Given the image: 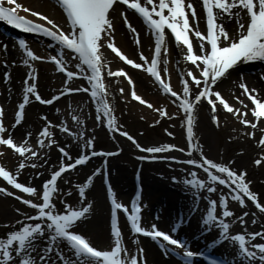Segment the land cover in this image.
<instances>
[{
	"label": "snow or ice",
	"instance_id": "snow-or-ice-1",
	"mask_svg": "<svg viewBox=\"0 0 264 264\" xmlns=\"http://www.w3.org/2000/svg\"><path fill=\"white\" fill-rule=\"evenodd\" d=\"M57 5L66 14L65 28L55 19L35 9L18 3L17 0H0V21L22 29L26 32L43 34L51 37L59 46L58 55L40 56L24 40L18 41L19 48L23 50L24 65H30L35 60H50L55 62L56 68L65 74L64 86L57 95L45 99L37 90V84L30 82L35 79L33 72H28L23 86L22 101L14 113V128L20 125L26 118V106L30 104V98L45 105H52L61 96L72 93H90V99L95 102L96 120H105L109 130L120 132L131 140L137 149L146 153H163L171 150L187 151L189 158L180 160L176 156H168L170 160L186 163L198 167L207 174L206 179L200 178L195 167L189 171L183 169L188 175L183 179L186 191L193 197V207L190 215L198 210L201 199L207 201L205 215L202 224L207 230L216 227L220 230L219 239L213 241L217 244L229 240L237 246V254L232 258L218 260L210 254V264H264V242H254L257 238L264 240V228L259 231L245 230L234 235H229L230 223L226 218L234 217L233 223L238 221L247 225L245 219L249 212L245 211L236 216L229 208V200L238 201L241 207H246V198L250 200L260 214H264V203H261L259 194L250 187L251 181L247 179V169L236 170L230 166L232 162H217L209 158L203 151V146L196 139L194 126L196 121L195 110L203 102H207L212 113L211 120L216 127H220L221 117L218 114V105L231 114L244 129L246 137H252L260 146L259 156L253 161L257 166H264V95L260 90L249 86L241 77L238 88L244 98L237 95L235 99L242 107H236L225 98L218 89L219 82L223 78L231 76V69L245 61H264V0H202L201 9L205 13L206 28L199 27V15L196 0H56ZM120 5L132 9L142 17L150 34L154 36V54L151 58L139 51L142 62L129 58L117 46L115 38L114 19L117 8ZM29 12L33 17H39V21L20 12ZM127 29L134 35L135 44L140 45V33L128 20L126 11H121ZM190 17L192 23L190 24ZM233 22V27L227 26ZM46 22V23H44ZM170 30V32H166ZM190 33L194 35L190 37ZM174 36L175 45L180 49L182 59L185 61L186 70H182L180 84L182 90L177 91L171 84L170 74L162 77L161 64L167 65L168 37ZM196 41L194 47L193 40ZM3 48L7 50L8 45ZM110 49L122 61L136 69H142L149 73L163 92L175 98L173 104H178L182 110V120L186 127L187 148L174 143H162L157 146L144 147L128 131H122L115 115V106L110 97L114 92L109 90L105 74L108 77H126L132 86L131 96L141 104L147 105L161 117L181 116V111L169 114L167 107H155L149 101L143 99L135 90V83L129 73L123 67L112 70L111 63L102 49ZM162 52L164 55L162 56ZM68 57H72L69 59ZM74 67L76 70H71ZM78 70V71H77ZM168 73V68H163ZM77 77L86 79L90 87L70 86L71 81ZM8 78V74H6ZM121 95L125 89H119ZM248 101L246 103L245 101ZM87 102L85 101V104ZM71 108V104H69ZM82 111V107L78 105ZM78 108L71 109V121L76 130L69 126L67 120L53 124L47 115H43L45 121L37 133L35 144L30 143L33 132L26 133L24 139L17 142L5 125V109L0 105V157L8 150L16 154L19 162L14 170H10L5 164L0 163V177L12 188L21 193L29 194L30 198L17 195L8 187H0V192L7 196H15L23 205L33 210V214L21 208L15 211L23 218L17 221L19 227H13L4 237H0V264H147V253L140 245L137 236L133 243L137 245L135 254L126 246L118 223V210H123L130 222L131 231L135 234H143L154 241H159V247L165 256L171 254L181 257L183 264H194L193 258L205 256V252L192 251L186 241H183L168 231L161 230L155 223L149 227L141 224V205L138 201L128 206L118 202L111 184L107 186V192L111 198V242L109 246L101 248L95 246L91 239L79 231V225L88 218L93 210V203L87 199L86 190L92 185L96 175L102 169L87 176L86 182L75 184L78 190V203L69 202L66 198L73 194V182L71 178H64L65 174L75 171L77 166L87 164L93 156L110 157L116 153L112 151L95 149V138L87 137L86 123L82 115H78ZM59 113L61 109L57 108ZM249 114L253 119L249 118ZM159 123V121H154ZM260 135L257 137V129ZM58 128L62 133L68 134L77 143L78 155L72 154L68 144H60L56 139V133L52 130ZM165 131L168 135L172 132ZM234 132L237 129H233ZM87 137V138H85ZM232 139L231 136L228 137ZM55 145L61 154L58 168L50 173V178L44 180L38 188L30 184L20 182L18 177L27 167L34 169L43 167L39 159L47 156L45 148ZM243 151V149L241 150ZM198 157V158H197ZM155 156H141L140 159H155ZM107 164V161H105ZM43 172H37L36 176H42ZM64 178L67 190L59 187L58 179ZM174 182L179 178L173 176ZM218 186H224L228 192H224ZM202 192L206 193L202 195ZM212 194H217L213 198ZM59 201L63 208H58ZM221 208L217 214V208ZM256 214L253 213V216ZM256 224V219L251 221ZM7 226V225H6ZM178 225L172 227L171 232H177ZM63 246V247H62ZM211 247V245L209 246ZM182 250V251H181Z\"/></svg>",
	"mask_w": 264,
	"mask_h": 264
},
{
	"label": "bare ground",
	"instance_id": "bare-ground-1",
	"mask_svg": "<svg viewBox=\"0 0 264 264\" xmlns=\"http://www.w3.org/2000/svg\"><path fill=\"white\" fill-rule=\"evenodd\" d=\"M26 7L35 9L37 11H41L51 18L55 19L57 22H62L61 12L54 6V4L48 0H21ZM123 9L117 8L114 19V27L116 29L114 35L116 38L117 46L121 48L126 55L130 56V58L135 59L137 61L139 57V51H143L144 54L150 56L151 54V46L153 36L150 34L147 27L135 16L126 13L128 16V20L132 23L134 27L137 28L140 33L141 44H135L134 35L127 29L126 24L123 21V18L120 16V12ZM201 25V21L199 20V26ZM227 26L232 28L233 22L229 21ZM3 42L8 43L7 50L2 51ZM13 40L10 38L6 39L0 36V61H5L9 63L10 61H16V66H12L11 64L7 68H2L0 66V80L4 77V72H8L10 74V80L7 82L3 81L2 85V101L5 105L6 119H9L11 114V108L13 107L15 101L19 98L23 86L24 81L26 79L28 72H36L37 78L34 81H30L32 83L37 84V90L42 95V97L46 96L50 98L51 93L53 91H57L59 88L64 86L65 79L60 75L52 73L53 67L50 65H46L43 63H37L36 68L31 70L30 67H25L20 65V60L22 57L21 52L16 50ZM30 47H32L33 51L36 52L40 56H47L48 52L43 49L37 43H30ZM52 51V50H51ZM105 52V55L108 57L111 63L112 70L114 68L124 67L125 63L122 61L115 53H112L110 49H102ZM46 52V53H45ZM164 53L162 52V56ZM168 64L165 66L168 68L171 84L173 88L177 91H181L182 85L178 81L177 77H181L182 70H186L185 61L182 59L180 54V49L172 46L168 42V53H167ZM128 65V64H127ZM130 66V65H129ZM127 66V71L133 78L135 82V90L138 95H140L143 99L149 101L155 107H167L169 114L181 111V116L172 117L169 119L168 117H161L154 108H149L147 105H142L139 101H136L131 96V87L129 83L125 80L108 77L105 74L106 82L109 85V90L114 92V97H110L111 103L115 106V115L118 120V125L122 131H128L135 139L144 147L149 146H157L162 143H174L180 147L187 148L186 136L184 135V122L182 120V110L178 108V104H173L172 97H167L161 94L159 89L154 86L149 79L141 72L140 69L130 68ZM260 73L255 72L254 75L248 74L245 72V67L239 66L234 70H230L231 76L223 78L221 82L218 84V89L220 90L222 95L225 98L229 99V102L234 104L236 107H242L239 102L235 99L237 95H240L241 98H244L242 95V91L238 88V83L241 81V77L243 80L251 87H255L260 90V94L264 95V71L261 68ZM72 86H77L79 81H71ZM123 87L125 92L123 95L119 92V89ZM34 97V94H33ZM31 100V98H30ZM87 103L88 100L83 97V95H72L66 99L65 103L63 100L57 102L51 107L47 108H39L35 102L31 101V104L28 105L26 109V118L23 123L18 128H9V131L12 135L20 142L24 135L27 132L32 131L33 136L30 141H33L36 138V134L40 131L45 121H43L42 116L47 115L48 119L53 121L56 124L59 120H64L67 117V121L69 122V126L73 128L75 131L76 128L71 121V109L78 108V105L82 107V111L78 108L77 114L82 115L85 123H86V132L87 137H94L97 142V138L103 136L105 138L106 144L109 146L107 151H118L117 155L113 157H105L101 156L99 158H95L92 162V167L85 168L83 170H79L73 174H68L65 178H71L73 182V194L66 199L72 203H78V190L75 189V184L86 182L87 174L93 170L98 165V162L104 163L107 161L110 168L115 170L118 176L115 178V183L117 185V190L119 196L122 197L123 190L127 189L128 180L130 177V173H138L142 175L143 181L146 184V189L143 192L144 199L147 200V206L143 208V210L147 207H154V204L157 203V207L160 217L163 218L165 222V218L163 216V209L161 205L157 202L158 198H165L168 200L169 206L177 207L178 205L184 209L189 210L193 207V195L186 191V185L183 183V179L188 175L187 172L183 171V169H188L191 171L195 166L187 165L186 163H179L175 160H170L168 156H176L179 157L180 160H186L189 158L187 151L180 152L178 150H171L170 152L163 153H140L138 149L134 146L133 142L129 140L127 137H124L120 132H115L109 130L105 120L97 121L96 120V108L92 106L90 103ZM248 103V101H245ZM68 103V104H67ZM71 104V108L69 107ZM55 106L63 109L64 114H59L55 112ZM218 114L221 117L220 127H216L214 122L211 120V111H207L202 107H198L197 109V126L194 131L196 139L203 146V151L205 155L209 158L216 160L217 162H232L233 159H237L241 155L247 153V148H244L243 151H239L237 154H234L231 158H225L227 151L232 148L233 144H242L244 145H252L256 144L255 149L252 151L254 155V160L259 156L260 146L257 144L256 140L252 137H246L244 135V129L247 126H243L240 124L238 120H236L231 114H227L222 106L218 105ZM249 118L253 119L251 114H249ZM140 122L146 123L140 129L141 133L133 132L127 128L125 125L127 122ZM159 121V123H153L154 121ZM205 120V121H204ZM168 122V125L163 127L162 135L155 136L152 139H148L144 133H146V129L152 128L151 126L163 125ZM146 128V129H145ZM237 129L236 132L233 129ZM56 129V128H55ZM53 130L56 133V139L60 144H68L71 148L72 154H77V141L73 140L70 137L64 136L58 131ZM174 133V135H168L165 131ZM145 130V131H144ZM219 131L224 133V137L226 138V142L222 145L223 152L221 156H218L219 146L221 145V138L217 135ZM257 137L260 135V129L258 127ZM231 136L232 139L229 140L228 137ZM85 137V138H87ZM251 141V142H250ZM251 143V144H249ZM43 151L47 152V156L39 159V163L43 164V160L47 159L48 163L40 168H32L28 167L24 169L21 175L18 177L20 182L30 184L32 186L40 187L42 182L45 180L47 172L50 168L59 163V159L61 155L58 154L57 147L54 145L51 148H45ZM158 157V161L155 159H140L141 156L148 157ZM121 158L122 160H118ZM198 158V157H197ZM221 158V159H220ZM160 159V160H159ZM162 159V160H161ZM0 162L5 164L10 170H14L19 160L16 158L11 152L7 151L3 157H0ZM253 161H251L250 165L244 164L242 166L243 169H247L249 173H252L251 166ZM141 171H138V170ZM195 170L198 174L203 176L206 179L207 174L203 172L202 169L195 167ZM37 172H43L42 176L37 177ZM91 175V174H89ZM178 177L179 180L174 182L172 177ZM202 178V177H201ZM0 187H7L6 185L0 183ZM224 192H226V188L224 186H218ZM9 188V187H8ZM61 188L67 190V186L65 183L61 185ZM10 191H14L17 195H23L21 192L13 190L9 188ZM101 193L99 184H97V179L94 178L92 185L86 190L87 199L93 203V210L88 215V218L83 221L79 225V231L82 234H85L87 237L91 239L93 244L98 247H107L111 242V234L108 227V207L106 205L104 195ZM206 193L202 192V195ZM213 198H217V194H212ZM29 194L25 197L28 198ZM149 197L152 200H149ZM247 201V200H246ZM232 204L238 201H231ZM249 203V204H248ZM247 204L251 207L253 206L251 201H247ZM143 206V205H142ZM208 204L207 201L201 199L199 202L198 210H196L192 215L184 214L185 220L189 219L191 216L193 227L198 229L197 227H202V230L206 231V234L203 237H200L201 241L211 242L217 241L219 236L218 228L212 227L211 230H207L205 226L202 224V217L205 215L206 208ZM21 208L28 213L33 214V210L28 208V206L23 205L21 201L14 198V196H7L4 193L0 192V237L6 235V231L12 230L13 227H19L16 224L17 221L22 220L23 218L15 211L16 208ZM250 207H247L249 209ZM146 208V210H147ZM156 208V207H155ZM170 209V207H167ZM253 213L256 215L253 216ZM30 215V214H29ZM149 214H146V217H149ZM248 221L246 226H239V222L236 221L233 223V220L229 221L230 223V233L229 235H234L236 233L242 232L247 228V231H259L262 229L261 225L257 222L256 224H252L251 221L253 219L264 221V215L259 212L250 211L249 215L245 217ZM264 224V222H263ZM7 225V226H6ZM188 232V230L186 231ZM200 233V232H197ZM196 233V236H197ZM193 235V232L191 231ZM122 235L124 238V242L126 246L131 250L133 254H135L137 245L133 243L132 240L127 236V232L125 230L122 231ZM201 235V234H198ZM254 242H264L261 238H257ZM199 241L194 242L195 247ZM140 245L144 247L147 253V264H175V262L171 259L163 258L158 251L153 249L150 246V242L146 240H140ZM63 247V246H62ZM221 251L229 254V258L235 257L237 254V246L230 245L227 240H224L223 245L221 246ZM229 247V248H228ZM229 249V251H228ZM198 252V249L194 250ZM239 264V262H237Z\"/></svg>",
	"mask_w": 264,
	"mask_h": 264
},
{
	"label": "rangeland",
	"instance_id": "rangeland-1",
	"mask_svg": "<svg viewBox=\"0 0 264 264\" xmlns=\"http://www.w3.org/2000/svg\"><path fill=\"white\" fill-rule=\"evenodd\" d=\"M205 121V120H204ZM146 123H141L140 120H138V122H127L125 125H127V128L129 130H132L133 132L136 133H141L140 129H142V127L144 128V126ZM144 125V126H142ZM168 125V122L164 123L163 125H158V126H154L152 128H148L146 129V133L144 137L148 138V139H152L155 136H159L162 135V129L163 127L165 128V126ZM145 131V130H144ZM217 135L221 138V145L219 146V153L218 156H221L223 152V144L226 142V138L224 137V133L222 131H219L217 133ZM251 142V141H250ZM251 144V143H249ZM96 147L97 148H108L109 146L106 144L105 141H103V138L100 137L98 139V141L96 142ZM247 148V153L241 155L240 157H238L237 159H233L232 163H233V167H235L237 170H240L242 168V166L244 164L250 165L251 161H254V155L252 154V151L255 149V145H244L242 144V142L240 144H233L232 148H230L226 155L225 158H231L234 154H237L239 151H241L242 149ZM118 160H122L121 158H118ZM252 169V173H249L248 171V177L253 181V186L255 188V190L260 194L261 199L264 201V166H256L253 165L251 166ZM131 174V173H130ZM250 212L251 209H246V210H237L235 213L236 216L241 215L243 212ZM232 220H234V217H231ZM261 224V222H260ZM239 226H245L239 223ZM9 232L8 230L6 231V233ZM4 237V236H3Z\"/></svg>",
	"mask_w": 264,
	"mask_h": 264
}]
</instances>
